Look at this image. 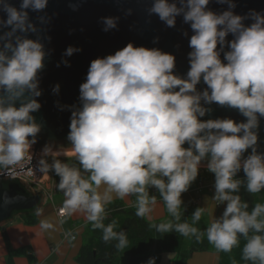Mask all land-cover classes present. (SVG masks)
Wrapping results in <instances>:
<instances>
[{"label": "clouds", "instance_id": "clouds-1", "mask_svg": "<svg viewBox=\"0 0 264 264\" xmlns=\"http://www.w3.org/2000/svg\"><path fill=\"white\" fill-rule=\"evenodd\" d=\"M47 2L22 0L19 10L5 3L8 16L0 23L11 26L5 38L17 30L35 31L26 9L43 10ZM208 3L180 0L178 7L175 0H154L149 10L170 27L181 13L184 21L190 22L194 34L187 78L173 73L172 54L132 43L115 54L94 59L80 85L82 106L72 111L68 135L79 167L58 158L66 150L54 151L48 145L38 166L42 173L54 171L60 177L57 187L65 197L66 216L84 214L94 230L102 231L103 240L115 241L118 250L127 248L129 239L124 231L115 230V221L104 223L107 206L115 198L135 196L136 215L151 219L157 197L150 195L149 188L155 187L171 217L151 224L156 232L175 231L198 242L206 235L222 252H231L243 237L242 259L264 264V203H256L249 211L248 203L237 194L242 181L235 178L243 168L247 191L264 190V153L256 151L254 131L257 114L264 116V15L253 13L254 22L245 26L244 17L231 11L234 5L216 14L206 9ZM103 22L107 31L116 27L117 19L106 17ZM229 33L234 36L230 42L226 41ZM225 44L230 49L224 52L226 63L221 60ZM76 51L79 49L69 46L65 55ZM44 57L39 40L21 36L15 37V43L7 39L0 49V171L6 169L11 175L17 167H24L40 131L32 113L41 107L35 97L41 95L37 74ZM201 78L207 85L202 92L196 88ZM58 90L57 84L53 91ZM202 100L237 108L247 121L201 120L199 117L210 110ZM16 101H20L19 107ZM185 142L188 147H183ZM250 147L251 154L242 161ZM209 155L207 168L215 174L212 199L217 204L227 203L222 216L201 231L196 225L205 208H196L191 222L182 221L181 196ZM49 156L51 163L46 159ZM35 214L41 216L42 209L37 208ZM39 227L41 231L55 230L48 219L40 220ZM65 235L75 239L72 233ZM148 264H154V259Z\"/></svg>", "mask_w": 264, "mask_h": 264}, {"label": "water", "instance_id": "water-1", "mask_svg": "<svg viewBox=\"0 0 264 264\" xmlns=\"http://www.w3.org/2000/svg\"><path fill=\"white\" fill-rule=\"evenodd\" d=\"M175 2L179 7L180 0ZM5 3L19 10L22 0H0V21L6 20L8 16L4 10ZM153 3L154 0H48L43 10L26 9L35 31L17 30L12 37L5 38V33L11 30V26L0 23V49L7 39L15 43L16 36L39 40L44 46V66L37 74L41 95L35 97L41 107L32 113L36 123L40 125V131L37 133L36 143L31 147L39 151H43L46 145L53 150H71L73 144L68 139L71 115L74 108L82 106L80 85L86 81L91 62L96 58L115 54L129 43L172 54L175 57L173 73L187 78L190 70L188 54L192 51L190 38L194 34L190 22L186 23L181 13L177 15L175 25L168 26L158 14L149 11ZM230 4L234 5L231 8L234 14L244 17L242 22L245 26L254 22L253 13L264 15V0H209L206 9L221 14L229 10ZM106 17L116 18V27L106 31L103 22ZM233 38V34L229 33L226 41L230 42ZM69 46L79 51L66 56ZM228 50V44H225L221 52L222 62L226 63L224 52ZM65 60L67 64L64 63ZM57 84L59 90L53 91ZM196 88L200 92L207 88L202 78ZM19 104L20 101H16L17 107ZM201 104L210 109L205 116L199 117L201 120L232 119L237 123L247 121L237 108L215 102L209 104L203 100ZM257 115L259 122L254 131L258 139L255 147L258 153H264V116ZM188 146L187 142L183 145ZM251 152L250 147L243 153L241 160ZM209 159L210 155L201 161L200 167H207ZM44 199L43 190H34L20 178L0 171V227L20 214L35 212L43 206Z\"/></svg>", "mask_w": 264, "mask_h": 264}, {"label": "trees", "instance_id": "trees-1", "mask_svg": "<svg viewBox=\"0 0 264 264\" xmlns=\"http://www.w3.org/2000/svg\"><path fill=\"white\" fill-rule=\"evenodd\" d=\"M79 166V162L75 163ZM237 177L244 180L243 200L249 205V211L256 203H264V190L260 193H250L246 188V175L243 168L238 171ZM196 179L215 180V174L210 172L207 167H199ZM156 189L155 187H152ZM157 190V189H156ZM108 215L104 223L115 221L116 231H124L129 239L128 247L118 250L115 246L116 242H105L102 238L101 230H94L90 222L85 223L84 240L79 248L75 260L79 264H123L125 257L129 255H144L145 257L153 253L158 257L164 252H172L173 264H186L188 258L196 251H215L219 254L218 264H251L249 261L242 259V250L246 240L241 237L239 246L234 247L231 252L218 251L214 245L210 244L207 237L198 242L194 237H188L184 240V236L175 231L160 234L151 224H158L171 217L167 213L163 218L148 220L146 217L141 218L136 215V207L126 205L120 199H114L106 209ZM182 221L191 222L194 211L189 207H182ZM26 224H35L38 216L35 212L20 214L17 216ZM201 231H204L208 223L202 216L196 225ZM4 241L7 248L6 264H15L14 258L19 255H26L30 264H36L31 253L23 246L13 247L9 241L7 234L4 232Z\"/></svg>", "mask_w": 264, "mask_h": 264}, {"label": "crops", "instance_id": "crops-1", "mask_svg": "<svg viewBox=\"0 0 264 264\" xmlns=\"http://www.w3.org/2000/svg\"><path fill=\"white\" fill-rule=\"evenodd\" d=\"M235 178L242 181L237 194L244 201V180L242 177L236 176ZM56 189H58L57 183L54 184V191ZM149 193L157 197V205L151 213V219L146 218L148 220H155L165 217L166 206L160 199L158 190L150 187ZM214 194L215 180L195 179L188 190L182 193L181 199L183 203L181 208L189 207L193 211L198 207L205 208L202 216L209 225L214 218L218 219L222 216L227 203L217 204L212 199ZM60 201H64V199ZM60 201L54 203L52 195L51 203H44L40 208L42 209V215L38 216V221L35 224H26L16 217L3 227H0V264H6L7 248L4 241V232L7 234L11 245L15 248L25 247L32 254L36 264H79L75 260V256L82 244L80 234L85 232L87 219L82 213H74L71 216H66L65 214L59 217L56 213V208L57 206H63V202ZM122 201L126 205H133L136 203V197L129 196ZM42 219L50 220L54 224L55 230L41 231L39 222ZM64 233H72L75 239L63 238ZM152 254L149 257H145L144 255H129L125 257L123 264H148ZM218 261L219 254L215 251H196L188 258L186 264H218ZM14 262L15 264H30L26 255L16 256ZM157 264H173V253L164 252L160 254Z\"/></svg>", "mask_w": 264, "mask_h": 264}, {"label": "built area", "instance_id": "built-area-1", "mask_svg": "<svg viewBox=\"0 0 264 264\" xmlns=\"http://www.w3.org/2000/svg\"><path fill=\"white\" fill-rule=\"evenodd\" d=\"M43 151L36 150L34 147L30 148V153L25 158L24 167H17L14 175L9 174L11 177H17L23 180L28 186L33 188L34 190H43L45 197H49L52 200V195L54 191V184L52 181L53 173L49 171L48 174H44L39 170L38 162L42 158ZM29 157H32L31 162L28 164ZM49 163V157H46ZM4 172H8L6 169L2 170ZM56 213L59 217L64 216L66 214V210L63 206H57ZM66 233L63 234V238L66 237ZM73 240V239H72ZM151 259L156 260L157 257L155 255L151 256Z\"/></svg>", "mask_w": 264, "mask_h": 264}, {"label": "rangeland", "instance_id": "rangeland-1", "mask_svg": "<svg viewBox=\"0 0 264 264\" xmlns=\"http://www.w3.org/2000/svg\"><path fill=\"white\" fill-rule=\"evenodd\" d=\"M62 162H68V163H78V161H76V159H75V157H74V155H72V154H65V155H61V156H59L58 157ZM49 160H50V162L52 161V158L49 156ZM52 173H53V176H52V181H53V184H56V183H58V181L60 180V177L58 176V175H56L55 173H54V171H52ZM53 199H54V203H57V202H59L60 200H63V199H65V197H64V195H63V192L62 191H60V190H58V189H56L54 192H53ZM60 202H63V201H60ZM44 203L45 204H48V203H51V200L49 199V197H45V199H44ZM17 217V216H16ZM16 217H14V218H16ZM82 226V225H81ZM188 237H184V240H186ZM80 239L82 240V242H83V240H84V232L83 233H81L80 234ZM173 255H174V253H173ZM152 256H153V254H152ZM149 257V256H148ZM157 257V256H156ZM149 259V258H148ZM150 260V259H149ZM157 261H158V259H156V260H154V264H157Z\"/></svg>", "mask_w": 264, "mask_h": 264}, {"label": "bare ground", "instance_id": "bare-ground-1", "mask_svg": "<svg viewBox=\"0 0 264 264\" xmlns=\"http://www.w3.org/2000/svg\"><path fill=\"white\" fill-rule=\"evenodd\" d=\"M54 151H56V150H54ZM66 154H72L71 150H66Z\"/></svg>", "mask_w": 264, "mask_h": 264}, {"label": "flooded vegetation", "instance_id": "flooded-vegetation-1", "mask_svg": "<svg viewBox=\"0 0 264 264\" xmlns=\"http://www.w3.org/2000/svg\"><path fill=\"white\" fill-rule=\"evenodd\" d=\"M72 164H74V163H72ZM77 166V165H76ZM79 167V166H78Z\"/></svg>", "mask_w": 264, "mask_h": 264}]
</instances>
